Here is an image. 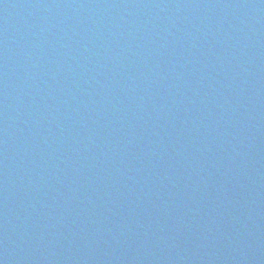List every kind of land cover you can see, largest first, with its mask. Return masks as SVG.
<instances>
[{"label": "water", "instance_id": "95a60500", "mask_svg": "<svg viewBox=\"0 0 264 264\" xmlns=\"http://www.w3.org/2000/svg\"><path fill=\"white\" fill-rule=\"evenodd\" d=\"M0 264H264V0H0Z\"/></svg>", "mask_w": 264, "mask_h": 264}]
</instances>
